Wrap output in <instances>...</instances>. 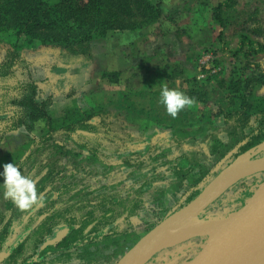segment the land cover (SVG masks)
<instances>
[{
  "label": "rangeland",
  "instance_id": "374dc122",
  "mask_svg": "<svg viewBox=\"0 0 264 264\" xmlns=\"http://www.w3.org/2000/svg\"><path fill=\"white\" fill-rule=\"evenodd\" d=\"M149 1L158 4L160 16L143 29L147 36L138 40L134 50H131L134 42L126 41L129 35L124 34L133 33L130 31H114L105 38L75 39L69 45L49 39H33L28 44L24 37L17 39L10 32L0 33V162L13 163L24 145L46 132V121L38 116V107L42 106L53 125L80 121L94 114L87 121L91 127L69 140L80 149L77 159L81 163L91 159L87 146L98 153L99 160H93L77 173L79 180L88 171H95L82 184L88 188L85 193L112 196L120 201L133 197L130 194L143 186L150 188L135 195L142 202L141 209L131 215L118 209L123 216L110 240L52 256L42 264H115L152 228L188 204L192 194L200 193L225 167L240 157L249 160L264 157V145L239 156L233 155L236 151H229L225 163H217L215 157L209 156L200 162L202 168L194 170L179 185L175 168L188 166L183 153L190 150L207 153L212 134L229 143L218 110V106L225 107L224 93L211 87L207 105L195 101L175 118L165 108L155 110L151 104L162 86L184 94L190 88H199L203 93V79L197 80L202 74L198 66L208 68L209 75L214 69L216 73L223 69L226 78L231 67L242 68L244 61L235 62L228 51L236 49L241 34L264 43V0H239L235 12L229 11L223 17L228 20L221 39V28L212 16L220 0ZM255 30L260 34L255 35ZM147 44L153 49L150 55L145 54ZM207 55L211 59L203 65ZM214 61L221 66L214 68ZM251 62L260 64V71L264 72V55L254 57ZM252 72L258 73L257 70L247 73ZM112 73H118L114 81L109 79ZM253 94L256 99H264V87H254ZM103 116L108 117L104 127L100 125ZM119 129L124 135L119 134ZM81 135L88 139H82ZM127 156L135 159L132 164L143 162L144 166L122 164ZM263 180L264 173L232 185L196 222L215 223L230 216L250 199ZM80 216L81 212L72 211L68 219ZM20 233L18 230L16 236ZM209 240L210 235L184 240L172 237L143 264H189ZM4 257L0 254V264H4Z\"/></svg>",
  "mask_w": 264,
  "mask_h": 264
},
{
  "label": "trees",
  "instance_id": "16d2710c",
  "mask_svg": "<svg viewBox=\"0 0 264 264\" xmlns=\"http://www.w3.org/2000/svg\"><path fill=\"white\" fill-rule=\"evenodd\" d=\"M238 1L223 0L213 8V20L221 28L219 39L227 26L228 19L224 20L223 17L229 11L235 12ZM159 16L158 4L155 6L149 0H55L52 3L47 0H0V33L10 32L17 39L24 37L28 44L33 39L72 43L77 41L75 39L105 38L107 33L114 31L137 32L155 23ZM254 33L260 34L259 30ZM9 48L8 46L7 51L11 56ZM228 52L235 62L244 61L242 68L231 67L226 78L223 69L209 75L208 68L198 66L201 73L207 74L203 80V93L199 88H190L185 94L205 106L211 87L224 93L225 107L218 106V110L225 122L224 133L229 143H223L218 136L212 134L209 136V154L202 150L183 153L182 157L188 166L175 168L179 185L194 170L202 168L200 162L209 156L215 157L217 163H225L229 151H236L233 155L239 156L264 145V99L253 97L254 87H264V72L260 71V64L251 62L254 57L264 55V43L241 34L236 49ZM212 65L214 68L221 66L217 61ZM249 70H257L258 73H247ZM116 76L118 73H112L109 79L114 81ZM156 96V101L152 100L151 103L154 109L165 108L160 103V92ZM38 108V116L46 121V132L38 140L24 145L13 163L23 175L36 182L38 191L45 196V204L30 212L21 211L10 199L6 200L0 195V254L7 253L4 264H40L48 255H66L69 250L110 240L123 216L119 210L131 215L141 209L142 202L135 195L150 189L143 186V189L130 194L133 197L127 196L120 201H115L112 196L85 193L88 188L82 184L94 176L95 171H88L85 178L79 180L77 173L89 167L93 160H99L98 153L87 146L91 159L81 163L77 159L80 149L73 147L69 140L77 132L79 134L91 127L87 121L94 114L80 121L53 125L42 106ZM107 118L100 117L102 127ZM118 132L124 135L122 129ZM60 137L62 140L57 139ZM81 137L88 139L83 135ZM93 142L102 147L100 142ZM133 161L134 158L127 156L122 159V164L144 166L143 162L132 164ZM5 163H9L8 160L1 161L0 165ZM2 171L3 168L0 167V172ZM206 173L207 171L203 176ZM2 182L3 178L0 177V183ZM198 193L199 191L194 192L188 202ZM72 211L81 212L80 218L69 220ZM17 230L22 231L18 236ZM30 234L33 236L32 253L27 255Z\"/></svg>",
  "mask_w": 264,
  "mask_h": 264
},
{
  "label": "water",
  "instance_id": "95a60500",
  "mask_svg": "<svg viewBox=\"0 0 264 264\" xmlns=\"http://www.w3.org/2000/svg\"><path fill=\"white\" fill-rule=\"evenodd\" d=\"M264 173V157L238 158L221 170L188 204L146 233L115 264H143L155 249L200 215L237 182ZM219 221V220H218ZM192 237L210 235L189 264H264V180L250 199L230 216Z\"/></svg>",
  "mask_w": 264,
  "mask_h": 264
},
{
  "label": "clouds",
  "instance_id": "9594fccd",
  "mask_svg": "<svg viewBox=\"0 0 264 264\" xmlns=\"http://www.w3.org/2000/svg\"><path fill=\"white\" fill-rule=\"evenodd\" d=\"M160 103L165 106L168 115L175 118L185 107L191 108L195 100L179 90L162 86ZM0 167L3 168L0 172V177L3 178L0 183V195L4 199H10L19 210L28 212L45 204V196L38 191L36 182L23 175L14 163H5Z\"/></svg>",
  "mask_w": 264,
  "mask_h": 264
},
{
  "label": "bare ground",
  "instance_id": "6f19581e",
  "mask_svg": "<svg viewBox=\"0 0 264 264\" xmlns=\"http://www.w3.org/2000/svg\"><path fill=\"white\" fill-rule=\"evenodd\" d=\"M197 220H193L189 224H187L186 226H184L181 229H179L177 231L176 235L173 236V238L176 237L177 239L184 240L186 238L192 237L196 233H199V231L201 229L204 230V229H206L208 227H212V225L214 224L213 221L212 222H210V221H207V222H205V221L204 222L203 221L202 222L201 221L200 222H196ZM169 239H167V240H169Z\"/></svg>",
  "mask_w": 264,
  "mask_h": 264
},
{
  "label": "crops",
  "instance_id": "0c3cea01",
  "mask_svg": "<svg viewBox=\"0 0 264 264\" xmlns=\"http://www.w3.org/2000/svg\"><path fill=\"white\" fill-rule=\"evenodd\" d=\"M221 1L222 0H220L219 1V3H221ZM215 5H217V4H215ZM212 6V5H211ZM161 14L163 15V12H161ZM143 33V34H142ZM121 34V33H120ZM124 34H127V35H129V36H127L126 37V41H131L132 40V42H134L133 44H132V46H131V50L133 49H135V44L138 42V40L142 37V36H147V32H144L143 30H141V31H137V32H133V33H124ZM128 41V42H129ZM151 45V44H150ZM150 45H146L145 47H144V50H145V54L146 55H150L151 54V52L153 51V49L150 47ZM159 50H162V47H160V49ZM183 74H185V73H183Z\"/></svg>",
  "mask_w": 264,
  "mask_h": 264
},
{
  "label": "flooded vegetation",
  "instance_id": "af4514ba",
  "mask_svg": "<svg viewBox=\"0 0 264 264\" xmlns=\"http://www.w3.org/2000/svg\"><path fill=\"white\" fill-rule=\"evenodd\" d=\"M242 181V180H241ZM70 220V219H69ZM63 223V222H62ZM56 229H58V227H56ZM17 232H18V230H17ZM25 233H27V232H25ZM55 233H56V231L54 232V235H55ZM31 236L29 237V240H28V244L27 245H29L30 244V248H29V250H28V252H27V255L29 254H31L32 253V247H31V242H32V238H33V236H32V234H30ZM60 235H63V233H61ZM96 243H98V242H96ZM96 243H94V244H96ZM89 245H92V244H89ZM86 246H88V245H86ZM86 246H82V247H78V248H75V249H72V250H69V252H71V251H74V250H78V249H80V248H83V247H86ZM1 254H4L5 255V257H4V259H3V261L5 260V258L7 257V253H1ZM58 255H60V254H52V255H48L47 257H45L44 259H42L41 261H40V264H42V262L43 261H45L47 258H50V257H52V256H58Z\"/></svg>",
  "mask_w": 264,
  "mask_h": 264
},
{
  "label": "built area",
  "instance_id": "2783aa9c",
  "mask_svg": "<svg viewBox=\"0 0 264 264\" xmlns=\"http://www.w3.org/2000/svg\"><path fill=\"white\" fill-rule=\"evenodd\" d=\"M210 59H211V55H207L205 58H203V61H202L203 65L208 63ZM214 72H215V69L212 71V73H214ZM205 77H206V74L202 73L200 76L197 77V80H199V79L204 80Z\"/></svg>",
  "mask_w": 264,
  "mask_h": 264
}]
</instances>
